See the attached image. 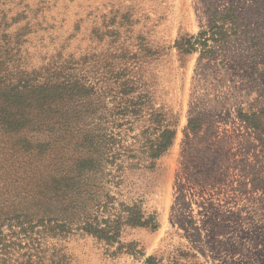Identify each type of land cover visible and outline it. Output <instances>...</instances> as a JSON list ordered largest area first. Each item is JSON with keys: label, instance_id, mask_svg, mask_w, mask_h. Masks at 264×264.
Instances as JSON below:
<instances>
[{"label": "rangeland", "instance_id": "374dc122", "mask_svg": "<svg viewBox=\"0 0 264 264\" xmlns=\"http://www.w3.org/2000/svg\"><path fill=\"white\" fill-rule=\"evenodd\" d=\"M0 63L27 89L91 88L117 164L152 161L122 152L154 139L151 114L175 128L154 169L114 167L74 219L1 225L0 264H264V0H0ZM133 205L156 230L123 225Z\"/></svg>", "mask_w": 264, "mask_h": 264}, {"label": "trees", "instance_id": "16d2710c", "mask_svg": "<svg viewBox=\"0 0 264 264\" xmlns=\"http://www.w3.org/2000/svg\"><path fill=\"white\" fill-rule=\"evenodd\" d=\"M1 68L0 226L15 219L20 220V226L43 223L44 218L66 211L73 212L74 219L90 196L106 192L110 197L108 192L114 190L110 185L118 184L112 175L114 167L152 170L154 161L171 147L174 126L163 124L162 115L151 114L152 126L146 131L150 130L148 135L154 139L149 138L146 146L125 148L122 152L139 150L152 161L146 165L117 164L119 150L109 143L112 137L97 133L92 126L95 109L89 99L91 88L78 86L77 82L46 81L27 89L6 83ZM76 88L78 97L72 96ZM133 90L126 83L120 89L123 94ZM127 209L123 225L157 229L155 219H144L137 205ZM83 232L110 243L117 235L90 224L85 225ZM151 260L148 257L145 263Z\"/></svg>", "mask_w": 264, "mask_h": 264}]
</instances>
